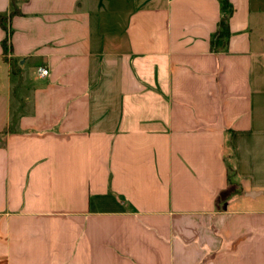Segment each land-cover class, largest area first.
I'll use <instances>...</instances> for the list:
<instances>
[{
  "label": "crops",
  "instance_id": "crops-1",
  "mask_svg": "<svg viewBox=\"0 0 264 264\" xmlns=\"http://www.w3.org/2000/svg\"><path fill=\"white\" fill-rule=\"evenodd\" d=\"M0 16V264H264V0Z\"/></svg>",
  "mask_w": 264,
  "mask_h": 264
},
{
  "label": "trees",
  "instance_id": "trees-1",
  "mask_svg": "<svg viewBox=\"0 0 264 264\" xmlns=\"http://www.w3.org/2000/svg\"><path fill=\"white\" fill-rule=\"evenodd\" d=\"M17 12L18 11H17V8H15V3H14V11H12L11 15L16 14ZM6 19H8V18L7 17H1L0 16V25L7 32V29H6V26H5ZM228 36H229V29H228V26L225 25V23H224L223 26H222V30L218 34H216V36L214 37V40L212 41V44L214 45L215 43L219 42V40H224ZM3 48H4V52L7 54L8 51H9V49H10V45H9V35L3 41ZM228 171H229V174H230L229 175V179L231 180V178L233 177V175H234L235 172H234L233 168H231V167L228 168Z\"/></svg>",
  "mask_w": 264,
  "mask_h": 264
},
{
  "label": "built area",
  "instance_id": "built-area-1",
  "mask_svg": "<svg viewBox=\"0 0 264 264\" xmlns=\"http://www.w3.org/2000/svg\"><path fill=\"white\" fill-rule=\"evenodd\" d=\"M38 75L42 78H45L49 75V70L43 67L38 68Z\"/></svg>",
  "mask_w": 264,
  "mask_h": 264
},
{
  "label": "rangeland",
  "instance_id": "rangeland-1",
  "mask_svg": "<svg viewBox=\"0 0 264 264\" xmlns=\"http://www.w3.org/2000/svg\"><path fill=\"white\" fill-rule=\"evenodd\" d=\"M5 26H6L7 32H9L8 19H6V21H5ZM28 69H29V68H28ZM233 188H234V187H233Z\"/></svg>",
  "mask_w": 264,
  "mask_h": 264
}]
</instances>
